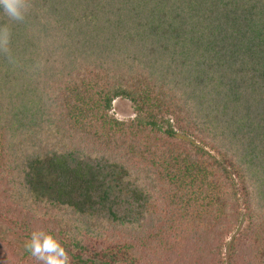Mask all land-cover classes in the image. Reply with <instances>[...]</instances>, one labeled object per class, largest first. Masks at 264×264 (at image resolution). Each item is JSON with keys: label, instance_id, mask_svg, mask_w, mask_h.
Returning a JSON list of instances; mask_svg holds the SVG:
<instances>
[{"label": "trees", "instance_id": "1", "mask_svg": "<svg viewBox=\"0 0 264 264\" xmlns=\"http://www.w3.org/2000/svg\"><path fill=\"white\" fill-rule=\"evenodd\" d=\"M27 9L0 11V220L70 264H264V0Z\"/></svg>", "mask_w": 264, "mask_h": 264}, {"label": "clouds", "instance_id": "2", "mask_svg": "<svg viewBox=\"0 0 264 264\" xmlns=\"http://www.w3.org/2000/svg\"><path fill=\"white\" fill-rule=\"evenodd\" d=\"M27 10V0H0V11L10 21H23ZM6 32L7 26H0V33ZM25 247L41 264H70V259L64 248L50 234L33 233Z\"/></svg>", "mask_w": 264, "mask_h": 264}, {"label": "rangeland", "instance_id": "3", "mask_svg": "<svg viewBox=\"0 0 264 264\" xmlns=\"http://www.w3.org/2000/svg\"><path fill=\"white\" fill-rule=\"evenodd\" d=\"M109 115L114 119L122 122L132 121L135 117L133 106L129 101L117 99L112 103V108ZM243 212V210H241ZM246 223L242 224L244 227ZM0 238L7 240L8 242L14 244L16 247L23 249L25 252L30 253L26 250V243L30 241L31 237L26 236L18 230L10 228L6 223L0 220ZM56 240V239H55ZM229 240V237H227ZM226 240V241H227ZM65 250L63 244L56 240Z\"/></svg>", "mask_w": 264, "mask_h": 264}]
</instances>
